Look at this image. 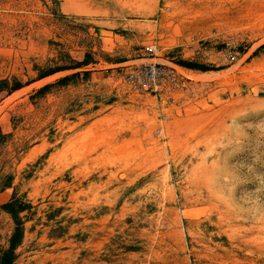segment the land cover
Listing matches in <instances>:
<instances>
[{
    "label": "rangeland",
    "instance_id": "obj_1",
    "mask_svg": "<svg viewBox=\"0 0 264 264\" xmlns=\"http://www.w3.org/2000/svg\"><path fill=\"white\" fill-rule=\"evenodd\" d=\"M148 62L188 88L115 77ZM2 80L13 264H264V0H0Z\"/></svg>",
    "mask_w": 264,
    "mask_h": 264
},
{
    "label": "built area",
    "instance_id": "obj_2",
    "mask_svg": "<svg viewBox=\"0 0 264 264\" xmlns=\"http://www.w3.org/2000/svg\"><path fill=\"white\" fill-rule=\"evenodd\" d=\"M154 54L155 50L150 47L146 50L145 57L151 58ZM115 77L124 81L136 93H148L153 97L164 96L168 102L173 99L172 96L178 89L188 88L173 67L154 62L121 68ZM158 132L159 130H156V133Z\"/></svg>",
    "mask_w": 264,
    "mask_h": 264
},
{
    "label": "trees",
    "instance_id": "obj_3",
    "mask_svg": "<svg viewBox=\"0 0 264 264\" xmlns=\"http://www.w3.org/2000/svg\"><path fill=\"white\" fill-rule=\"evenodd\" d=\"M88 63L87 61H82L81 63L77 64V67L86 66ZM179 66L192 69V70H199L202 72L207 71L206 68H204L201 65L194 64L192 62H179ZM75 67V68H77ZM65 69L55 68L50 71H46L41 74L40 78L52 75L54 73L63 71ZM98 72H84V75L89 74H97ZM7 80L0 81V85H7ZM21 88V85L18 81L13 80L12 85H10L7 95L10 93L18 90ZM5 90V89H3ZM29 206L25 204L21 199H19L13 188L9 186H5L1 188L0 190V209L6 213H8L13 221V230L11 232V235L8 239V247L6 249L0 250V264H13L14 262V250L19 246L22 239V233H23V225L21 222V218L19 217V214L23 211L27 210Z\"/></svg>",
    "mask_w": 264,
    "mask_h": 264
},
{
    "label": "bare ground",
    "instance_id": "obj_4",
    "mask_svg": "<svg viewBox=\"0 0 264 264\" xmlns=\"http://www.w3.org/2000/svg\"><path fill=\"white\" fill-rule=\"evenodd\" d=\"M167 44H168V43H167ZM156 61H157V62H160V63H164V64L167 63L166 61H163L162 59H161V60H156ZM218 73H219V72H218ZM218 73H217V74H218ZM210 74L213 75V74H216V73H214V72H207V73H206V72H205V73H201L200 75H210ZM207 77H208V76H207ZM209 78H210V77H209ZM208 81H210V80H208ZM6 98H8V97H6ZM4 102H5V101H4ZM8 102H9V101H8ZM8 102H7V103H8ZM7 103L5 102L4 104L7 105ZM4 108H5V105H2V106L0 107V112L3 111ZM174 127H175V123H174V122H171V123H170V128H169V130H170V135H171V133L173 132ZM159 132H160V131H159ZM159 132H158V133H159ZM166 133H167V132H166Z\"/></svg>",
    "mask_w": 264,
    "mask_h": 264
},
{
    "label": "crops",
    "instance_id": "obj_5",
    "mask_svg": "<svg viewBox=\"0 0 264 264\" xmlns=\"http://www.w3.org/2000/svg\"><path fill=\"white\" fill-rule=\"evenodd\" d=\"M194 64H197V63H194ZM197 65H200V64H197ZM177 67H179L181 69H184L186 71H189V72H201V73H205L206 72V71L205 72H202V71H199V70H192V69L184 68V67H181V66H177Z\"/></svg>",
    "mask_w": 264,
    "mask_h": 264
}]
</instances>
